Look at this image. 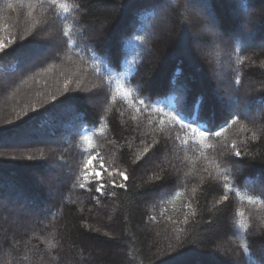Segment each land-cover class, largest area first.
Masks as SVG:
<instances>
[{
    "label": "trees",
    "instance_id": "trees-1",
    "mask_svg": "<svg viewBox=\"0 0 264 264\" xmlns=\"http://www.w3.org/2000/svg\"><path fill=\"white\" fill-rule=\"evenodd\" d=\"M233 1L208 0L210 10L224 21L221 27L230 22L232 6L239 16L249 14L248 0ZM163 4H174L170 28L153 45ZM193 5L192 0H0V43L6 45L0 51V74H10L20 82V92H34L40 100L25 107L30 98L20 96L11 103L8 118L0 121V139L15 135L32 120H45L58 105L70 107L78 117L69 128L65 125L67 148L55 154L69 182L62 199L59 194L45 201V193L32 187L25 173L29 162L0 159V183L11 181L36 202L40 197L42 213L48 214V219L34 214L45 221L37 225L25 254L4 242L7 257L0 264H75L78 256H83V264H188L196 255L217 264L210 249L224 237L241 264H264V256L256 251L264 253V190L259 186L264 183V126L254 128L241 106L214 118L201 113L215 81L211 71L215 76L223 73L236 93L245 75L264 80V49L236 34L229 45L209 41L207 61L198 60L192 35L206 22L196 17ZM253 16L259 38L264 0L257 1ZM45 22L55 23L61 43L57 56L45 57L31 69H13L20 63L17 55ZM97 22L105 28L90 38L87 26ZM107 36L118 45L108 43ZM152 47L154 55L145 62ZM161 55L165 59L157 63L154 57ZM173 60L176 66L170 73ZM89 85L102 97L95 111L80 98V89ZM255 100L264 105V92L249 97ZM170 114L199 131L220 135L201 137ZM166 145L172 148L167 159L171 172L159 162L155 179L144 172L146 177L137 181L143 159L152 155L158 162ZM95 156L96 168L103 161L107 169L103 193L96 191V178L86 169ZM119 173L127 175V181ZM112 200L116 209L110 222L90 217L87 208ZM88 219L111 236L86 228Z\"/></svg>",
    "mask_w": 264,
    "mask_h": 264
},
{
    "label": "rangeland",
    "instance_id": "rangeland-1",
    "mask_svg": "<svg viewBox=\"0 0 264 264\" xmlns=\"http://www.w3.org/2000/svg\"><path fill=\"white\" fill-rule=\"evenodd\" d=\"M248 1L249 14L239 16L240 12L238 8L232 6L229 11L231 20L230 22L229 20L226 21L223 28L221 26L224 24V21L218 16H215V14L210 10L208 6V0H192V3L194 4L192 8L196 17H199L201 21L206 22L205 25L201 24L198 28V31L192 35V39L194 41L193 52L198 60H204L205 62L207 61L206 55L207 52H209V50L207 51L209 41L216 43L221 41L222 44L226 43V45H229L231 39L236 34L244 36L248 45L259 47L260 49L258 50L264 49V32L261 35L259 34V38L256 37V32L259 29V23L253 16L258 0ZM229 2L232 5L234 3L233 0H229ZM173 7L174 4H170L168 6L163 4L161 6V14L155 23L156 32L153 36V45H155L156 42L164 34H166L167 31H169V22L171 18L170 9ZM130 16L131 14L128 16L127 21H129L128 19ZM104 28L105 25L102 23H90L87 26V33L90 38L95 37L102 34ZM254 36L257 38L256 41ZM106 38H108V43H114L118 45L117 39L114 40L109 36ZM60 49L61 43L56 36L55 23L51 24L45 22L44 27L38 32L32 34V36L29 38V42L17 55L20 63L17 62L16 64L15 62L16 65L13 67V69H31V67L35 66L37 63H40L45 57L48 59L51 56L56 57ZM153 55L154 47H152L149 55L146 57L145 62L149 61ZM165 55H161L159 58L154 57V59L157 63H160L163 59H165ZM171 66L172 68L170 73L176 66V60L172 61ZM249 67H255V65L250 63ZM185 71L187 72L189 70L186 69ZM187 74V77L189 78L190 74L188 72ZM210 74L214 77L215 81L213 86H211V90L209 91L210 95L208 99L205 98L206 101L203 103V110L201 112L202 114L206 112L207 114H205L208 117L214 118L215 115H225L231 108L236 109L241 106L243 109V116L252 121L254 128H258L259 125L261 126L262 124L264 126V123H262L264 117V105L257 100L253 102L249 101V97L252 94L256 95L257 93L260 94L264 92V80L258 81L249 79L248 76L245 75L241 89L234 93L228 79L223 75V73H219L215 76L213 71H211ZM182 79L183 73L179 75L178 81L181 82ZM19 83V81L16 83L15 79H13L10 74H0V121L2 120V122L8 118L6 113L11 110V103L18 102L20 96H29L30 98L29 102H24L25 107L26 105L33 104L34 101H40L36 98L37 96L34 95V92H20L18 87ZM93 88H95V91ZM96 88L97 87L94 85H89L80 89L81 100L91 110L94 111L99 107V104L102 100L101 94H98V90ZM24 105L23 108H25ZM53 109L54 110L51 116H46L45 120H32L29 124L18 130L15 135H12L7 139H0V154H2L0 155L1 161L6 163L9 162L10 159L14 160L13 158L20 157L21 160L18 162L22 164L23 162H29L30 168L25 171L26 176L31 182H33L32 187H39L42 192L45 193V201H47V199L55 200L59 194L62 199L64 197V191L68 188L69 182L67 181L66 173L63 172L62 168L55 163V154L56 149H63L64 147L67 148L65 141L67 139L65 136H62L63 133H65L64 128L66 126L69 128V123H71L73 119L78 118L77 116L75 117L73 115V109L67 107L66 105H58ZM15 110L16 108L12 109V113ZM212 111L214 114H212ZM171 150L172 148L169 145H166L160 154V159L158 162L155 161L152 155L143 159L137 168L136 180L141 181L144 179L146 177L145 173H148L147 175L151 174V178L155 179L159 171V162L162 164L163 168L169 169L170 164L167 159L171 153ZM23 158H26V160H23ZM34 168H36V170ZM86 169L88 170V175H91L92 172L99 170L96 168L95 162L92 165L87 164ZM169 171L171 172L170 169ZM172 173L174 174L173 171ZM2 180L4 182L6 179L3 178ZM259 186L264 190L263 182L260 181ZM0 189L1 262L5 255L7 257V252L4 248V242L6 240L10 243L14 250H22L19 251L21 254H25L29 250V239L35 238L34 235H36L35 231H37V225L39 226V222L44 224L43 222L45 221L43 217L39 219L34 214H40L44 216L45 213H42L44 201H42L40 197H38L36 202L27 191L19 189V187L11 181L8 182V185L6 183L4 185L0 183ZM115 209L116 204L112 200L107 205L97 203L94 209L87 208V211L90 213V217L92 216L97 220L108 223L110 222L112 215L115 213ZM45 215L48 219V214ZM226 225L228 227L229 218L226 221ZM86 226V228H89V230L104 235L107 238L111 236V232L108 229H105L104 226H101L99 223L93 224L90 219H88ZM145 231H147L150 237H152V233L149 230L146 229ZM213 244L214 245L210 249V254L212 257H214L213 260H215L217 264H241L235 248L227 242L226 237L217 238ZM149 247H152L151 243L148 245V248ZM256 251L261 255V257L264 256L262 250L256 249ZM82 260H84L83 256H78L77 263L75 264H83ZM187 263L208 264L209 261L205 260L204 258L197 257L196 255L189 259Z\"/></svg>",
    "mask_w": 264,
    "mask_h": 264
},
{
    "label": "snow or ice",
    "instance_id": "snow-or-ice-1",
    "mask_svg": "<svg viewBox=\"0 0 264 264\" xmlns=\"http://www.w3.org/2000/svg\"><path fill=\"white\" fill-rule=\"evenodd\" d=\"M137 39H142V38L138 37ZM5 47H6L5 44L0 43V51H2ZM141 103H143V101H141ZM170 116H171V119L173 121H175L177 124H180L182 127L191 128L192 132L194 134H196L198 132V134L201 137H207V136H210V135H216V136L220 135V132L209 133V132H206V131H199L198 129L193 128L191 125L186 124L183 121H181L180 119H178L176 114H170ZM233 123H235V120H233ZM235 155L236 156H240V152L237 151L235 153ZM98 159H99V157H90L89 160H88V165H92L94 163V161L98 160ZM105 172H107V169L105 168V165H104L103 161H101L100 164H99V170H96V171L92 172V176H94L96 178L94 183H96L98 185V187H96V191L100 192V193H103V189L106 186L105 183L103 182L104 181ZM85 175H87V170H85ZM119 175L122 177L123 180L127 181V179H128L127 175H125L124 173H119ZM89 182L91 183L92 181H89ZM112 183H113V185H115V181H113ZM81 187H83V185H81ZM225 199H227V197H225Z\"/></svg>",
    "mask_w": 264,
    "mask_h": 264
}]
</instances>
